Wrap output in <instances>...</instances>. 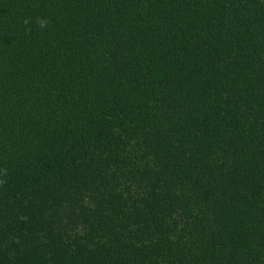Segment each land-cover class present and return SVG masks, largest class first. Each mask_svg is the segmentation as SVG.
I'll list each match as a JSON object with an SVG mask.
<instances>
[{"label":"trees","instance_id":"trees-1","mask_svg":"<svg viewBox=\"0 0 264 264\" xmlns=\"http://www.w3.org/2000/svg\"><path fill=\"white\" fill-rule=\"evenodd\" d=\"M0 264H264V0H0Z\"/></svg>","mask_w":264,"mask_h":264}]
</instances>
